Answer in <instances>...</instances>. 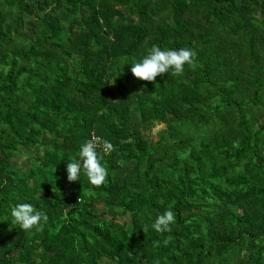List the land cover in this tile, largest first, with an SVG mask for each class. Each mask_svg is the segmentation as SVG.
Masks as SVG:
<instances>
[{
    "label": "trees",
    "instance_id": "16d2710c",
    "mask_svg": "<svg viewBox=\"0 0 264 264\" xmlns=\"http://www.w3.org/2000/svg\"><path fill=\"white\" fill-rule=\"evenodd\" d=\"M153 44L194 66L136 78ZM94 136L107 182H70ZM0 264H264V0H0Z\"/></svg>",
    "mask_w": 264,
    "mask_h": 264
},
{
    "label": "clouds",
    "instance_id": "9594fccd",
    "mask_svg": "<svg viewBox=\"0 0 264 264\" xmlns=\"http://www.w3.org/2000/svg\"><path fill=\"white\" fill-rule=\"evenodd\" d=\"M196 53L190 47H160L153 44L147 49L140 59L130 64L132 74L141 80L154 81L158 75L171 73L180 75L185 70V65L194 66ZM115 145L111 140L94 136L81 144L79 153L67 161V179L70 182L80 181L85 176L89 183L101 186L107 182L108 169L103 159V154H111ZM12 223L18 225L26 233L40 231L48 216L46 212L37 208L30 202H18L10 209ZM176 217L169 208L158 214L151 225H146L156 232H170ZM157 244L160 242L157 241ZM164 243H168L167 239Z\"/></svg>",
    "mask_w": 264,
    "mask_h": 264
},
{
    "label": "rangeland",
    "instance_id": "374dc122",
    "mask_svg": "<svg viewBox=\"0 0 264 264\" xmlns=\"http://www.w3.org/2000/svg\"><path fill=\"white\" fill-rule=\"evenodd\" d=\"M29 150V149H28ZM27 149H22V154L15 155L13 157V163L17 166H21L23 169L27 170L30 167V162L27 159L26 152L28 151ZM106 263H110L107 260H104Z\"/></svg>",
    "mask_w": 264,
    "mask_h": 264
}]
</instances>
